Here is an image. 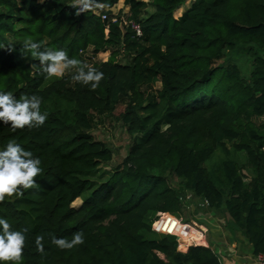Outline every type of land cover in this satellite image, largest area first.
Segmentation results:
<instances>
[{"label": "trees", "instance_id": "1", "mask_svg": "<svg viewBox=\"0 0 264 264\" xmlns=\"http://www.w3.org/2000/svg\"><path fill=\"white\" fill-rule=\"evenodd\" d=\"M119 1L78 12L74 0H0V91L35 95L47 114L41 127L0 124V150L14 140L41 160L38 186L0 202V217L25 234L21 264H221L211 248L181 252L175 236L151 229L157 214L180 218L188 194L264 255V124L253 121L264 118V0H194L177 19L187 0H123L140 37L111 21ZM27 40L103 72L99 86L73 72L49 78L22 51ZM96 117L130 139L99 181L113 151L91 135ZM76 232L83 244L52 243Z\"/></svg>", "mask_w": 264, "mask_h": 264}, {"label": "clouds", "instance_id": "2", "mask_svg": "<svg viewBox=\"0 0 264 264\" xmlns=\"http://www.w3.org/2000/svg\"><path fill=\"white\" fill-rule=\"evenodd\" d=\"M96 4V0H74V8L84 12ZM2 48V46H0ZM11 50V47H9ZM40 44L25 41L22 51L30 52L37 59L43 71L49 78H63L66 72H73L71 79L83 86L95 89L103 79V72L82 63L79 59L70 58L64 50L40 51ZM41 99L33 95L17 99L11 92L0 91V124H7L13 129L24 127H41L44 125L47 114L40 110ZM41 160L25 150L20 143L10 141L0 150V202L13 195L20 197L24 190L36 188L34 178L42 172ZM43 237L38 236L35 244L37 251L43 252ZM52 243L60 249H72L84 243L82 232L73 234L69 241L64 238H53ZM25 234L14 231L7 219L0 217V264H21Z\"/></svg>", "mask_w": 264, "mask_h": 264}, {"label": "rangeland", "instance_id": "3", "mask_svg": "<svg viewBox=\"0 0 264 264\" xmlns=\"http://www.w3.org/2000/svg\"><path fill=\"white\" fill-rule=\"evenodd\" d=\"M144 2H147V0H142ZM194 0H187L185 4L182 6V8L179 10V13H173V18L177 19L183 11H185L190 4ZM176 11V10H175ZM100 10H94V14L98 15ZM112 14L117 15L118 17H123V19H126L128 8L124 6L123 0H120L112 9ZM147 13H151V9H147ZM109 57V53H100L96 56L94 61H103L105 62ZM240 69L241 74L247 77L249 75V65L247 61H242L240 63ZM155 89H159V84L155 85ZM254 123L256 125L264 124V118H254ZM91 135L93 138H95L97 141L103 142L108 148H110L113 151L112 161L108 165L101 166L99 170L91 177L92 180L99 181L98 175L101 173L110 174L112 169L121 163L122 159L125 157L128 147L130 145V139L128 135L126 134L125 129L114 119L108 117H96L94 120V126L91 130ZM81 204L80 200H76L72 206L74 208H77ZM184 205H185V212L182 213L180 218H176L173 216L168 215L171 218H173L180 226L184 225V227H188L192 231H200L203 232L205 239L209 240V237L212 235L211 230H218L214 227H206L205 225H210L211 221L209 219H218L219 226L224 227L225 224L223 216L219 214H214L212 212H209L206 210V207L203 202H200L199 200L193 198L191 195H187L184 199ZM164 215H156L151 220V229L156 234H168L172 235L174 233L172 232H165V230L161 231L156 228V224L163 219ZM214 215V217H213ZM216 217V218H215ZM186 225V226H185ZM225 230V229H223ZM199 233V232H198ZM177 237V240L179 242V248L181 252H185L188 245H191L192 243H195L194 239L196 237L193 236H183L180 234H174ZM204 241V240H203ZM203 241H199L198 243H203ZM212 248V247H211Z\"/></svg>", "mask_w": 264, "mask_h": 264}, {"label": "crops", "instance_id": "4", "mask_svg": "<svg viewBox=\"0 0 264 264\" xmlns=\"http://www.w3.org/2000/svg\"><path fill=\"white\" fill-rule=\"evenodd\" d=\"M214 217V215H213ZM216 218V217H215ZM218 224L219 220L215 219ZM224 226V225H223ZM222 228V227H221ZM225 229V226L222 228V230ZM212 235L208 239H205V242L203 239H201L199 236L200 233L196 232L198 234L197 238L194 239L195 243H198L199 241H203L204 245L206 247L211 248L212 245H215L214 249H218L219 244L217 242H221L220 239H224L227 243V248H222L223 256L222 264H250V262L247 260L248 258L252 257L250 247L247 245V243L239 236V234H229L227 233L226 229L222 231V233L219 230H211ZM213 247V246H212ZM225 251V252H224Z\"/></svg>", "mask_w": 264, "mask_h": 264}, {"label": "built area", "instance_id": "5", "mask_svg": "<svg viewBox=\"0 0 264 264\" xmlns=\"http://www.w3.org/2000/svg\"><path fill=\"white\" fill-rule=\"evenodd\" d=\"M99 15H100L101 20H106L107 19V16L105 14H99ZM112 15H113V19H111V21L113 23L118 21L120 25H124V26L130 25L131 29L134 31L135 35L137 37L141 36L140 29L136 25H134L133 23L127 22L125 19H123V17H119L117 19V15H115V14H112ZM204 205H205V207L207 206L206 202H204ZM157 215H161V214H157ZM209 221H211V224L210 225H205L206 227L207 226L208 227H214V228L218 229L222 233L223 230L219 226L218 222L215 219L212 218V219H209ZM182 226H184V225H182ZM198 232L200 233V236H201L200 238L203 239L204 242H205V236H204L203 232H200V231H198ZM168 234H170V233H168ZM172 235L176 236L174 234H172ZM176 239H177V237H176ZM220 240H221L220 243L217 242V244H219L218 249H216V248L214 249L215 245H212L213 247L211 246L212 247L211 249L217 255L218 259L220 260V262L222 264V259L224 258V256H223L224 254L222 252V248L226 249L227 248V243L225 242L224 239H220ZM177 242H178V240H177ZM178 244H179V242H178ZM190 246L206 247L205 245H197L196 243H192L191 245H188L187 248L190 247ZM247 260L250 262V264H264V255L252 256V257L248 258Z\"/></svg>", "mask_w": 264, "mask_h": 264}, {"label": "bare ground", "instance_id": "6", "mask_svg": "<svg viewBox=\"0 0 264 264\" xmlns=\"http://www.w3.org/2000/svg\"><path fill=\"white\" fill-rule=\"evenodd\" d=\"M156 228L161 230V231L165 230L166 232H172L174 234H180V235H183V236H185V235L189 236L190 235V236H193V237H196V238L198 236L196 231H192L188 227L180 226L173 218H171L168 215H164L163 219L160 220L156 224Z\"/></svg>", "mask_w": 264, "mask_h": 264}]
</instances>
